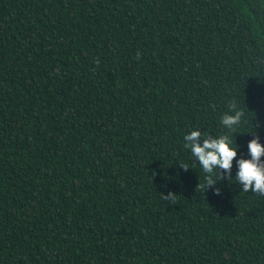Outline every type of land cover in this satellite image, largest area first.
I'll return each mask as SVG.
<instances>
[{
	"label": "trees",
	"instance_id": "1",
	"mask_svg": "<svg viewBox=\"0 0 264 264\" xmlns=\"http://www.w3.org/2000/svg\"><path fill=\"white\" fill-rule=\"evenodd\" d=\"M192 129L264 144V0H0V264H264Z\"/></svg>",
	"mask_w": 264,
	"mask_h": 264
},
{
	"label": "clouds",
	"instance_id": "2",
	"mask_svg": "<svg viewBox=\"0 0 264 264\" xmlns=\"http://www.w3.org/2000/svg\"><path fill=\"white\" fill-rule=\"evenodd\" d=\"M241 115L238 106L233 103L229 107V112L221 117L220 122L224 128L235 130L240 123ZM183 140L184 147L190 151L203 172L209 174L207 179L209 188L216 185L212 174L216 171L221 173L223 170L229 175L231 182L236 181V185L242 191L264 194V159H262L264 144L258 138L248 143L250 156L248 159H237L239 146H234L228 135H203L200 129H192L185 133ZM234 161L237 171L235 177H232ZM215 195H220L219 188L215 189ZM165 198L173 199V193H169Z\"/></svg>",
	"mask_w": 264,
	"mask_h": 264
}]
</instances>
